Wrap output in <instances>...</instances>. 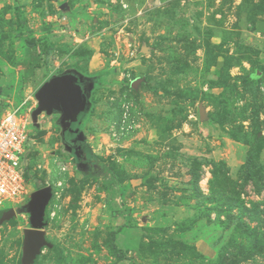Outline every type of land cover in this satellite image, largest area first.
<instances>
[{
    "label": "rangeland",
    "instance_id": "obj_1",
    "mask_svg": "<svg viewBox=\"0 0 264 264\" xmlns=\"http://www.w3.org/2000/svg\"><path fill=\"white\" fill-rule=\"evenodd\" d=\"M70 71L95 80L73 124L89 163L39 116L33 264H264V0H0V117ZM31 194L0 210V264H22L30 214L2 218Z\"/></svg>",
    "mask_w": 264,
    "mask_h": 264
},
{
    "label": "water",
    "instance_id": "obj_2",
    "mask_svg": "<svg viewBox=\"0 0 264 264\" xmlns=\"http://www.w3.org/2000/svg\"><path fill=\"white\" fill-rule=\"evenodd\" d=\"M84 79L88 78L76 71H70L53 76L44 82L35 94L38 106L31 114L33 125H38V118L43 113L48 116L58 114L62 133L73 132L78 135L79 141H85L82 131L71 129L72 124L78 122L79 115L90 110V95L94 85L92 84L87 90L81 85ZM137 85L138 82L132 83L133 87H137ZM200 118L206 119L203 108H200ZM68 151L71 149L68 148ZM75 154L79 158L77 151ZM51 197L52 189L50 187L39 189L31 194V200L26 209L24 208L21 212L10 209L2 218V221H5L15 217L17 213L27 212L30 214L32 228L25 232L22 264H33L42 248L49 246L45 240L44 228L46 224L43 219L45 208Z\"/></svg>",
    "mask_w": 264,
    "mask_h": 264
},
{
    "label": "built area",
    "instance_id": "obj_3",
    "mask_svg": "<svg viewBox=\"0 0 264 264\" xmlns=\"http://www.w3.org/2000/svg\"><path fill=\"white\" fill-rule=\"evenodd\" d=\"M22 107L0 117V210L6 204L22 203L31 194L24 161L33 122Z\"/></svg>",
    "mask_w": 264,
    "mask_h": 264
},
{
    "label": "flooded vegetation",
    "instance_id": "obj_4",
    "mask_svg": "<svg viewBox=\"0 0 264 264\" xmlns=\"http://www.w3.org/2000/svg\"><path fill=\"white\" fill-rule=\"evenodd\" d=\"M88 79H84V82L81 84L82 87L86 88L87 90L90 88V86L93 84L95 85V80L90 77V76H86ZM92 93V92H91ZM71 129L76 130L79 129V131H82L80 127L78 126H71ZM69 135V138H67V136ZM78 135L73 133V132H66V133H62V138L64 140L65 143V148L68 150V148L71 149V151H68L69 154H71L73 156V158L76 160V162H84V163H89L86 161V159H84V155L87 156L88 152H87V146H86V141H79L77 139ZM75 151L78 152L79 154V160L76 157Z\"/></svg>",
    "mask_w": 264,
    "mask_h": 264
},
{
    "label": "trees",
    "instance_id": "obj_5",
    "mask_svg": "<svg viewBox=\"0 0 264 264\" xmlns=\"http://www.w3.org/2000/svg\"><path fill=\"white\" fill-rule=\"evenodd\" d=\"M19 28H20V34H26V33L29 32L27 26H26L23 22H20V24H19ZM25 41H26L27 44H29V45H31V46H33V47L37 45V42H36L34 39L25 38ZM43 42H44V41H43ZM27 154H28V152H27ZM27 154H26V158H27ZM27 170H28V169L25 168L26 179H27L28 181H30V178H29L28 175H27ZM113 251H114V253H115V255H116V257H117L118 259H120V260L126 259V258H125V254L122 252L121 249H119V248L117 247L116 244H113Z\"/></svg>",
    "mask_w": 264,
    "mask_h": 264
}]
</instances>
